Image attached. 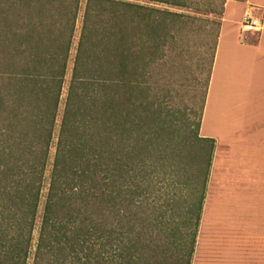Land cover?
Returning a JSON list of instances; mask_svg holds the SVG:
<instances>
[{
    "label": "trees",
    "instance_id": "trees-1",
    "mask_svg": "<svg viewBox=\"0 0 264 264\" xmlns=\"http://www.w3.org/2000/svg\"><path fill=\"white\" fill-rule=\"evenodd\" d=\"M228 1L0 0V264H192Z\"/></svg>",
    "mask_w": 264,
    "mask_h": 264
},
{
    "label": "rangeland",
    "instance_id": "rangeland-1",
    "mask_svg": "<svg viewBox=\"0 0 264 264\" xmlns=\"http://www.w3.org/2000/svg\"><path fill=\"white\" fill-rule=\"evenodd\" d=\"M85 1L82 2L77 23V39L68 65L60 116L72 75ZM239 15L240 12L234 16L235 19ZM243 35L250 42L258 37V34L252 32ZM167 70L166 80L172 84L178 78L183 87L182 90L180 88V94L184 96L190 89L192 73L196 75L197 69ZM206 71L203 69V73L197 75L200 81L206 79ZM256 102L264 103V91L258 94ZM249 109L252 110L247 107L246 115L238 123H221L211 118L204 127L203 133L215 135L217 138L214 137V140L218 145L212 167L215 166V177L212 171L192 264H264V116L254 119L248 113ZM231 125L239 127L233 129ZM224 147L229 148L233 167L231 170L236 171L231 182L228 181V175L223 176L227 169L226 163L221 160ZM54 154L53 147L52 158ZM42 209L43 206L41 213Z\"/></svg>",
    "mask_w": 264,
    "mask_h": 264
},
{
    "label": "crops",
    "instance_id": "crops-1",
    "mask_svg": "<svg viewBox=\"0 0 264 264\" xmlns=\"http://www.w3.org/2000/svg\"><path fill=\"white\" fill-rule=\"evenodd\" d=\"M238 12L240 15L235 19L234 16ZM246 16L259 20L264 27V0L228 1L225 5L201 124L202 138L213 140L214 137L217 138L215 135L203 133L204 127L211 118H216L221 123H238L246 115L247 107L252 109L251 111L249 109L248 113L254 119L264 116V103L256 102L258 94L264 91V29L261 32H252L259 34L257 44L248 41L243 34L250 32L242 30V22ZM238 127V125L230 126L233 129ZM215 142L217 149L218 143L216 140ZM215 159L217 162L218 157ZM221 160L227 165L223 176L228 175L230 181L236 171L231 170L233 167L228 147H224ZM214 169L215 166L211 168L213 177H215Z\"/></svg>",
    "mask_w": 264,
    "mask_h": 264
},
{
    "label": "built area",
    "instance_id": "built-area-1",
    "mask_svg": "<svg viewBox=\"0 0 264 264\" xmlns=\"http://www.w3.org/2000/svg\"><path fill=\"white\" fill-rule=\"evenodd\" d=\"M264 29L263 24L256 19L246 16L242 22V30L244 32H261Z\"/></svg>",
    "mask_w": 264,
    "mask_h": 264
}]
</instances>
